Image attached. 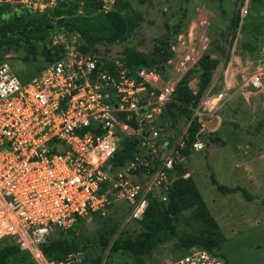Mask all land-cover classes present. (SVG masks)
<instances>
[{"label":"rangeland","instance_id":"374dc122","mask_svg":"<svg viewBox=\"0 0 264 264\" xmlns=\"http://www.w3.org/2000/svg\"><path fill=\"white\" fill-rule=\"evenodd\" d=\"M78 1L81 12H88L86 3ZM113 1L102 0V5ZM121 1L138 16L137 27L120 44L97 46L96 54L103 61L165 68V81L178 82L187 75L193 98L185 109L172 105L163 112L153 124L157 138L146 137L131 120H123L127 128L117 130L115 155L125 158L123 164L110 162L111 175L131 174L133 164L134 179H142L143 173L161 167L162 153L175 161L166 180L147 195L144 216L128 220L126 204L111 197L104 214L82 220L64 243L81 257L80 264H162L171 254H183L184 244L191 241L211 244L226 264H264V0ZM1 14L3 21L14 15L25 20L35 16L18 8ZM50 24L43 38L33 35L0 45V61H7L23 83L54 61L60 48L51 42L55 32L67 33ZM74 40L85 45L77 35ZM166 44L169 56L163 53ZM255 77L259 87L251 82ZM221 93L226 95L222 103L206 106L210 99L214 106L213 98ZM213 120L220 122L218 128L210 125ZM189 131H195L203 149L196 151L186 143L180 147ZM142 158L148 164L141 169ZM179 180L190 182L193 191L174 205ZM58 238L54 234L50 240ZM142 239L148 240L142 249L125 248Z\"/></svg>","mask_w":264,"mask_h":264},{"label":"built area","instance_id":"2783aa9c","mask_svg":"<svg viewBox=\"0 0 264 264\" xmlns=\"http://www.w3.org/2000/svg\"><path fill=\"white\" fill-rule=\"evenodd\" d=\"M60 1L0 0V15L3 9L17 8L42 15ZM112 5L102 9L107 12ZM73 36L62 29L55 32L51 42L60 47V57L29 83L0 61V244L16 245L30 264H80L81 257L73 253L63 260L48 259L43 248L50 237L95 213L104 214L111 197L126 204L128 220L141 219L147 195L166 180L175 163L162 153L161 167L143 173L142 179H134L133 164L131 174H110L119 146L117 130L127 128L122 121L134 119L146 137L157 138L153 124L173 100L177 82L165 81L155 68L130 69L125 62L107 61L110 68L98 54L82 52ZM67 37L73 40L66 42ZM251 82L261 85L257 77ZM225 97L221 93L213 98L214 106L211 99L206 106L216 107ZM191 147L198 151L204 145L196 140ZM142 159L141 169L148 164ZM182 250L184 255L171 254L162 264H226L199 246Z\"/></svg>","mask_w":264,"mask_h":264},{"label":"trees","instance_id":"16d2710c","mask_svg":"<svg viewBox=\"0 0 264 264\" xmlns=\"http://www.w3.org/2000/svg\"><path fill=\"white\" fill-rule=\"evenodd\" d=\"M83 1L86 3V8L89 9L88 12L84 11L87 14L81 12L78 5L80 1L63 0L62 2H59L58 6L55 7L52 11L44 13L42 15H35L33 17L29 15L30 19L27 20H25L26 18L22 19L17 15H14V17H11L10 20L3 21L2 18L4 17V15H1L0 45H3L6 42L14 39L31 38L33 35L39 36L38 38H43L45 35H47V32L52 29L53 26L50 24L51 22L57 23L59 28H63L69 33L76 34L81 42L85 44L80 47V50L84 53H96L97 46L117 45L129 39L133 35L137 27L138 16H136L133 10L129 6H126L124 2H122L121 0H114L111 10L105 12L102 9L101 0ZM169 48L170 47L168 45H162L163 53L166 55L170 54ZM60 55L61 49L59 48L54 60L58 59ZM168 56L166 62L170 60V57L168 58ZM200 60L197 62V65L198 63H200ZM105 63L106 65L110 66V68H112L111 63H108L107 61H105ZM125 63L130 69L140 68L131 65L132 62L129 60H127ZM158 71L162 75H164L165 68H161ZM186 76L187 75L183 76L177 82L175 92L172 97L173 100L166 105L163 112H167V110H169L172 105L179 106L182 109L188 107L187 105L190 103L193 95L187 87ZM131 122H133L134 126L136 125V127H138L134 119H132ZM196 140L197 139L195 136V131H189L188 137L185 141L186 146H191V144ZM127 147H130L131 150H134L132 144L127 145ZM127 151L129 150L127 149ZM124 158L123 156H119V154H116L114 159H112L110 162L114 164H123ZM175 185H177V189L173 198L174 205L182 202L183 199L193 191V186L188 181L179 180ZM233 191L237 190L234 189ZM241 192L245 195L246 198L251 199L244 190H242ZM193 194H195V192H193ZM171 211L176 212V208H173L171 206ZM94 215H100V213H95ZM79 223L76 225H79ZM76 225L66 233H60L58 239L50 241V243L43 248V252L48 259L56 261L63 260L68 254L72 252L71 248H69V246H67L64 241L65 237L68 235L73 237ZM147 241L148 240L146 239H142L138 244L130 243L125 248L142 249L143 244ZM184 245V249L195 245L211 253L217 254L213 251V247L211 246V244L207 242L191 241L185 243ZM27 262L28 255L21 252L16 245L7 242H2L0 244V264H30Z\"/></svg>","mask_w":264,"mask_h":264},{"label":"crops","instance_id":"0c3cea01","mask_svg":"<svg viewBox=\"0 0 264 264\" xmlns=\"http://www.w3.org/2000/svg\"><path fill=\"white\" fill-rule=\"evenodd\" d=\"M210 125H211L212 127H214V128H215V127L218 128V127L220 126V122H217L216 120H213V121L211 122ZM210 125H209V126H210Z\"/></svg>","mask_w":264,"mask_h":264},{"label":"water","instance_id":"95a60500","mask_svg":"<svg viewBox=\"0 0 264 264\" xmlns=\"http://www.w3.org/2000/svg\"><path fill=\"white\" fill-rule=\"evenodd\" d=\"M53 142H50V145L52 144ZM158 156L160 157L161 156V153L160 154H158Z\"/></svg>","mask_w":264,"mask_h":264}]
</instances>
